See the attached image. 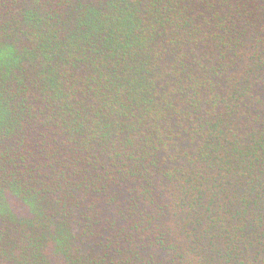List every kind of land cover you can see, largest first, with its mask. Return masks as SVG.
<instances>
[{
	"label": "trees",
	"instance_id": "1",
	"mask_svg": "<svg viewBox=\"0 0 264 264\" xmlns=\"http://www.w3.org/2000/svg\"><path fill=\"white\" fill-rule=\"evenodd\" d=\"M0 264H264V0H0Z\"/></svg>",
	"mask_w": 264,
	"mask_h": 264
}]
</instances>
